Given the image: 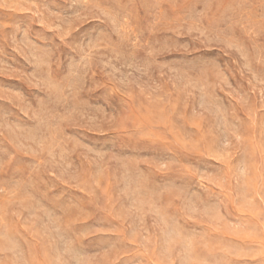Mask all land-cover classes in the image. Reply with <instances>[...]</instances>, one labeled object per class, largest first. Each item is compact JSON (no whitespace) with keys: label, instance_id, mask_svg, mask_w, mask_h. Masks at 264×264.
Masks as SVG:
<instances>
[{"label":"rangeland","instance_id":"obj_1","mask_svg":"<svg viewBox=\"0 0 264 264\" xmlns=\"http://www.w3.org/2000/svg\"><path fill=\"white\" fill-rule=\"evenodd\" d=\"M0 264H264V0H0Z\"/></svg>","mask_w":264,"mask_h":264}]
</instances>
